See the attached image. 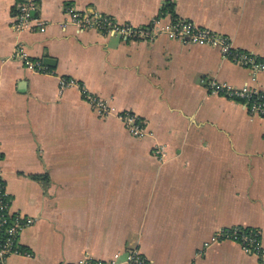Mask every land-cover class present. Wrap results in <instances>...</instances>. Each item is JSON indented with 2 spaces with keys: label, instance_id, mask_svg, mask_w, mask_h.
<instances>
[{
  "label": "crops",
  "instance_id": "crops-1",
  "mask_svg": "<svg viewBox=\"0 0 264 264\" xmlns=\"http://www.w3.org/2000/svg\"><path fill=\"white\" fill-rule=\"evenodd\" d=\"M20 1L0 0L1 169L12 210L34 223L9 264H125L133 250L153 264H264L221 234L250 228L264 248V117L211 90L219 81L264 92V72L207 45L65 24L68 7L133 25L178 16L264 60V0H40L43 33L14 28ZM63 79L112 114L100 117ZM125 110L147 136L130 134Z\"/></svg>",
  "mask_w": 264,
  "mask_h": 264
},
{
  "label": "built area",
  "instance_id": "built-area-1",
  "mask_svg": "<svg viewBox=\"0 0 264 264\" xmlns=\"http://www.w3.org/2000/svg\"><path fill=\"white\" fill-rule=\"evenodd\" d=\"M39 8L40 0H21L13 21L14 28L19 32L24 30L45 32L48 22L36 16L35 13L39 12ZM65 15V24L74 25L81 31L96 30L104 36L117 37L122 40L153 41L165 36L184 44L207 45L218 48L224 57L237 64L248 67L253 71L264 72V60L251 53L236 50L229 36L200 27L193 21L181 17L168 18L166 15L161 14L154 17L147 24L133 25L132 23H120L109 15L98 12H81L73 7H68ZM17 52L28 68L38 71L44 69L45 66L42 61H34L28 58L24 52ZM61 84L63 88L79 86L84 98L100 117L107 118L112 114V108L108 101L91 93L77 80L63 79ZM211 90L215 94L236 101H243L252 113L264 117L263 91L247 85L234 88L219 81L211 83ZM118 117L134 137L143 138L148 135L149 130L136 113L125 110L118 113ZM156 153L162 154L163 148L157 147ZM1 158L2 149L0 146V264H9V258L13 254H22L19 248V239L23 231L34 223V219L12 210L11 197L1 169ZM221 234L222 239L237 240L246 251L264 257V248L259 233L254 231L247 233L242 227H232L224 229ZM77 264H116V262L85 258ZM125 264H153V262L143 256L139 250H133L128 252Z\"/></svg>",
  "mask_w": 264,
  "mask_h": 264
},
{
  "label": "trees",
  "instance_id": "trees-1",
  "mask_svg": "<svg viewBox=\"0 0 264 264\" xmlns=\"http://www.w3.org/2000/svg\"><path fill=\"white\" fill-rule=\"evenodd\" d=\"M175 17H178V16H173L172 18H175ZM143 121H144V123H145V125H146V122H145V120L143 119V118H141ZM146 127H147V125H146ZM244 229V231L245 232H247V233H250V231H254V232H257L258 233V231H256V230H253V229H250V228H243ZM259 236H260V234H259ZM234 241H236V242H238V243H240L239 241H237V240H234Z\"/></svg>",
  "mask_w": 264,
  "mask_h": 264
},
{
  "label": "water",
  "instance_id": "water-1",
  "mask_svg": "<svg viewBox=\"0 0 264 264\" xmlns=\"http://www.w3.org/2000/svg\"><path fill=\"white\" fill-rule=\"evenodd\" d=\"M35 14L37 15L38 13H35ZM45 62L48 63V64H52L53 59L47 58V59H45Z\"/></svg>",
  "mask_w": 264,
  "mask_h": 264
}]
</instances>
